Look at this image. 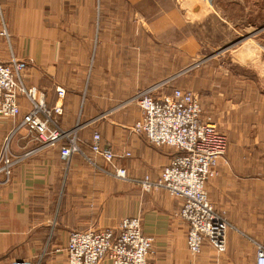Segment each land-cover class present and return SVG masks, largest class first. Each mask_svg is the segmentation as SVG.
I'll return each mask as SVG.
<instances>
[{
    "label": "crops",
    "instance_id": "1",
    "mask_svg": "<svg viewBox=\"0 0 264 264\" xmlns=\"http://www.w3.org/2000/svg\"><path fill=\"white\" fill-rule=\"evenodd\" d=\"M173 1L166 14L177 8L191 21ZM142 3L0 0V62L13 55L25 61V84L44 93L53 119L62 130H73L71 137L83 152L65 161L59 145L44 146L21 124L31 109L23 95L21 115H0V159L7 152L15 161L9 180L0 174V264H66L70 231L116 228L121 219L134 216L154 238L149 264H256L257 244L264 246V93L255 81L249 80L248 88L234 86L215 72L206 77L204 68L189 70L192 74L178 69L174 41L158 31L145 37L141 30ZM196 58L188 57L187 64ZM172 78L179 81L164 91L200 92L205 112L229 140L219 176L206 185L210 201L227 210L231 223L222 254L208 242L200 254H191L189 224L180 216L183 200L163 188L144 192L132 181L158 179L176 153L131 131L141 117L138 93ZM95 132L101 147L117 154L113 166L91 150ZM98 167L125 168L128 179Z\"/></svg>",
    "mask_w": 264,
    "mask_h": 264
},
{
    "label": "built area",
    "instance_id": "2",
    "mask_svg": "<svg viewBox=\"0 0 264 264\" xmlns=\"http://www.w3.org/2000/svg\"><path fill=\"white\" fill-rule=\"evenodd\" d=\"M4 34L8 36L4 26ZM25 61L14 55L8 63L0 62V115H21L19 97L25 96L31 105L23 115L22 125L37 133L44 146H60L61 158L68 161L74 153L81 152L74 132L62 130L46 107L45 95L23 80ZM155 85L138 93L136 99L141 117L131 127L138 135H145L156 146L175 149V155L162 170L158 179L146 176L137 182L143 191L165 189L170 195L181 198L180 216L189 224L187 247L191 254L202 252L205 242L217 251L225 252L230 222L218 213L206 190L207 183L217 175L220 160L227 150V138L210 119L203 117L199 95L188 89L173 88L169 93H157ZM64 95V90H58ZM59 108L55 111L59 112ZM100 134L95 132L91 150L113 166L117 154L109 147H101ZM130 153L127 152V155ZM0 174L9 180L15 161L6 152L0 159ZM99 170L113 177L128 179L125 168ZM131 180V179H130ZM154 252V238L146 235L139 216L121 220L119 231L73 230L67 242L66 264H100L108 258L112 264H149ZM9 264H37L30 260H14ZM256 264H264V246L257 244Z\"/></svg>",
    "mask_w": 264,
    "mask_h": 264
},
{
    "label": "rangeland",
    "instance_id": "3",
    "mask_svg": "<svg viewBox=\"0 0 264 264\" xmlns=\"http://www.w3.org/2000/svg\"><path fill=\"white\" fill-rule=\"evenodd\" d=\"M200 1L201 0H190V7L195 6ZM204 2L209 8L206 15L198 18L193 15L194 10L189 9V15L187 16L189 19L193 18L195 20L192 21V19L189 21L188 19L185 20L184 16L177 8L172 15L166 14L168 11L171 12L170 7L175 6L173 0H143V22L140 28L144 33L146 32L145 37L149 34V36H152V32L155 31V33H157L158 31L159 34H162V38L174 41L176 56L180 61V63L176 65L178 69L187 68L188 72L185 74H192L196 70L204 68V70H207L206 77L211 72H215L217 79L218 76L221 75L223 81H233L234 86L247 87L250 85L249 80L255 81L258 89L264 93L259 86L263 85L264 81L258 77V72L263 74V67L259 63H255L253 67L244 65L232 56L233 52L237 49L251 43L260 53V57L257 60L264 62V0H204ZM179 56H182L183 60ZM192 56L198 58H196L192 64H187L189 63L187 58H192ZM189 70H191L192 73H189ZM178 81L179 79L173 78L164 80V82L156 84L159 85L157 86L156 92L169 93L164 90H169L171 85H175ZM196 93L200 97L203 117L210 118L217 125L219 130L225 134L227 138V153L229 145L227 134L219 123L214 120L212 113L207 114L205 112L202 94L200 92ZM226 153L220 162L224 161ZM218 174L219 170L217 168V175L211 180L219 176ZM213 207L229 221L226 209L216 208L214 204ZM121 220L116 228L108 227L103 229H112L117 233ZM65 252L67 262V245L65 247ZM105 259L109 260L108 258Z\"/></svg>",
    "mask_w": 264,
    "mask_h": 264
},
{
    "label": "water",
    "instance_id": "4",
    "mask_svg": "<svg viewBox=\"0 0 264 264\" xmlns=\"http://www.w3.org/2000/svg\"><path fill=\"white\" fill-rule=\"evenodd\" d=\"M176 1L180 6V8L184 11H189V9H193L194 10L193 15H195L198 18L201 16H205L206 12L209 10V8L205 5L204 0H201L198 4L191 7H190L191 5L190 0H176ZM232 56L235 57L244 65H250V67H253L255 63H259L264 69V62L260 60L259 62L257 60L260 57V53L251 43H248L247 45L237 49L235 52H233ZM258 77L260 79H263L264 81V73L262 74L258 72ZM259 86L264 91V83L263 85H259Z\"/></svg>",
    "mask_w": 264,
    "mask_h": 264
}]
</instances>
